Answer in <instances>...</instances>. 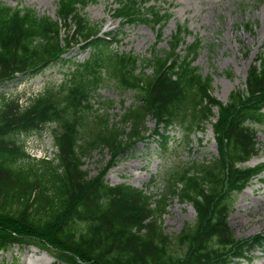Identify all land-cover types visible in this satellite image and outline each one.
<instances>
[{
    "label": "trees",
    "instance_id": "16d2710c",
    "mask_svg": "<svg viewBox=\"0 0 264 264\" xmlns=\"http://www.w3.org/2000/svg\"><path fill=\"white\" fill-rule=\"evenodd\" d=\"M95 1L58 0L56 19L0 0V83L71 61L64 54L74 44L90 48L61 83H48L28 103L0 96V256L24 241H40L67 264H235L255 246L264 249V230L239 238L229 222L234 195L264 172V162L244 165L261 149L250 124L264 123V53L250 65L245 88L224 102L212 92L213 76L194 64L202 41L187 43L186 25L177 26L164 53L154 49L142 58L113 49L119 33L107 39L102 26L84 15ZM159 1L118 0L113 10L121 27L144 23L162 36L172 13ZM107 77L137 99L117 122L93 103ZM215 108L218 155L173 163L158 193L108 182L118 159L150 138L149 115L156 119L159 145L168 150L170 130L183 128L187 138L204 131ZM47 124H54L57 151L39 159L20 135ZM97 149L110 158L93 175L85 163ZM174 198L192 203L196 216L172 234L164 215Z\"/></svg>",
    "mask_w": 264,
    "mask_h": 264
},
{
    "label": "rangeland",
    "instance_id": "374dc122",
    "mask_svg": "<svg viewBox=\"0 0 264 264\" xmlns=\"http://www.w3.org/2000/svg\"><path fill=\"white\" fill-rule=\"evenodd\" d=\"M115 1L97 0L83 9L92 23L104 26L105 32H119L117 39L121 41L112 42L113 49L133 52L142 58L150 56L154 49L164 53L177 26L186 25L189 29L186 33L187 43L196 38L202 41L194 64L204 75L213 76L212 92L224 102L228 101L233 90L245 88L251 63L260 52L264 53V0H160V5L172 13L162 36L157 28L144 23H128L121 28L120 19L113 15L112 8L117 6ZM5 2L12 6L31 7L40 15L51 17H56L58 7L57 0ZM89 52V49L79 50L76 47L66 54L72 57L71 62L53 64L34 73L19 74L12 81L0 83V96L19 97L26 104L42 92L48 83H61L72 62L84 60ZM180 53L184 55L185 50L182 49ZM97 94L93 99L94 107L101 109L100 113L108 112L115 122L120 120L125 107L137 100L132 90L122 88L115 78L110 77L104 79V85ZM214 111L216 115L211 117L204 131L196 130L189 138L183 128L170 130L168 150H163L159 145L160 140L154 135L156 119L149 115L146 125L147 133H151L150 138L138 141L118 159L106 175L108 182H128L148 192L158 193L163 191L164 175L173 163H190L218 155L212 127V122L217 119V108ZM250 125L256 132L261 149L244 165L255 166L264 162V123L255 122ZM53 128L54 124H48L40 130L21 135L26 150L33 157H54L57 147L54 144ZM109 158L110 153L106 149H97L86 159L85 167L94 175ZM233 199L229 222L235 235L241 238L263 231L264 172L242 192L235 194ZM195 216L196 210L192 203L174 198L164 215L165 229L169 233H177L187 222L194 221ZM24 242L15 244L4 254L7 255L4 264H67L59 261L40 241ZM2 260L0 256V264ZM235 264H264V249L255 246L250 257L238 260Z\"/></svg>",
    "mask_w": 264,
    "mask_h": 264
},
{
    "label": "bare ground",
    "instance_id": "6f19581e",
    "mask_svg": "<svg viewBox=\"0 0 264 264\" xmlns=\"http://www.w3.org/2000/svg\"><path fill=\"white\" fill-rule=\"evenodd\" d=\"M244 189H245V188H244ZM244 189H243V190H244ZM243 190H242V191H243ZM242 191H241V192H242Z\"/></svg>",
    "mask_w": 264,
    "mask_h": 264
}]
</instances>
